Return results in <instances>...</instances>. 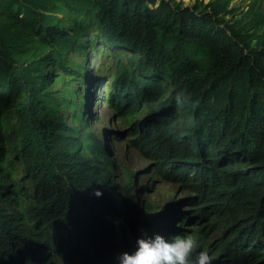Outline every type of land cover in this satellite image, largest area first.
I'll return each mask as SVG.
<instances>
[{"label": "trees", "instance_id": "obj_1", "mask_svg": "<svg viewBox=\"0 0 264 264\" xmlns=\"http://www.w3.org/2000/svg\"><path fill=\"white\" fill-rule=\"evenodd\" d=\"M232 1L0 0V264H31L36 244L41 264H115L156 233L191 235L192 259L264 264V0L227 19ZM91 56L130 146L187 212L150 215L115 184L83 120Z\"/></svg>", "mask_w": 264, "mask_h": 264}, {"label": "rangeland", "instance_id": "obj_2", "mask_svg": "<svg viewBox=\"0 0 264 264\" xmlns=\"http://www.w3.org/2000/svg\"><path fill=\"white\" fill-rule=\"evenodd\" d=\"M182 2L192 4L194 0H182ZM249 3L250 0H233L230 7H235L236 12L227 15L226 18H241L248 10ZM259 8L264 11V1L259 3ZM104 64L94 56L88 59V72L91 77H87L90 82L87 88L88 93L92 95L89 103L90 113L85 111L83 120L87 119V130L94 133L107 146V156L109 161L114 164V170L112 171L110 168V171L114 175L115 184L119 188L126 184L130 185L131 195L137 196L142 208L146 202L152 205L150 215L159 213L163 209L174 210L176 207H179L182 212H187L190 207L184 203L189 201L187 193L177 183L163 180L158 175L153 161L130 146L129 132L125 127L127 123L118 112L114 111L105 97L100 96V83L101 85L103 83L104 92H107L110 87V80L106 81V77L101 80L100 72L105 68ZM87 95L85 96L87 97ZM81 123H83L82 119L78 118L77 122L75 121L77 125H81ZM127 172L134 173L135 183L132 184ZM16 175L17 177L21 176L19 170L16 171ZM26 186L31 189L29 182L26 183ZM217 237L215 235L212 239Z\"/></svg>", "mask_w": 264, "mask_h": 264}, {"label": "clouds", "instance_id": "obj_3", "mask_svg": "<svg viewBox=\"0 0 264 264\" xmlns=\"http://www.w3.org/2000/svg\"><path fill=\"white\" fill-rule=\"evenodd\" d=\"M94 195H103L101 187L94 189ZM197 241L191 235L167 238L156 233L136 240L134 250H122L114 256L115 264H213L214 257L201 248L195 258H190L196 250Z\"/></svg>", "mask_w": 264, "mask_h": 264}, {"label": "water", "instance_id": "obj_4", "mask_svg": "<svg viewBox=\"0 0 264 264\" xmlns=\"http://www.w3.org/2000/svg\"><path fill=\"white\" fill-rule=\"evenodd\" d=\"M44 247L40 244H36L30 256L31 264H41L38 254H42Z\"/></svg>", "mask_w": 264, "mask_h": 264}, {"label": "bare ground", "instance_id": "obj_5", "mask_svg": "<svg viewBox=\"0 0 264 264\" xmlns=\"http://www.w3.org/2000/svg\"><path fill=\"white\" fill-rule=\"evenodd\" d=\"M106 91V90H105Z\"/></svg>", "mask_w": 264, "mask_h": 264}]
</instances>
